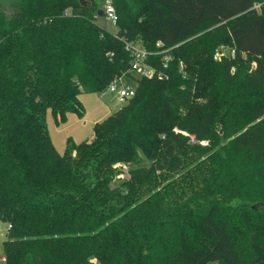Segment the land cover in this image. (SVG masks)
I'll return each mask as SVG.
<instances>
[{
  "label": "trees",
  "instance_id": "16d2710c",
  "mask_svg": "<svg viewBox=\"0 0 264 264\" xmlns=\"http://www.w3.org/2000/svg\"><path fill=\"white\" fill-rule=\"evenodd\" d=\"M87 1L0 0L5 264H264V0H109L116 32ZM117 78L135 96L59 153L49 110Z\"/></svg>",
  "mask_w": 264,
  "mask_h": 264
},
{
  "label": "rangeland",
  "instance_id": "374dc122",
  "mask_svg": "<svg viewBox=\"0 0 264 264\" xmlns=\"http://www.w3.org/2000/svg\"><path fill=\"white\" fill-rule=\"evenodd\" d=\"M102 4H107L109 0H99ZM99 23L106 26L110 31L116 32L117 26L105 17L99 18ZM228 52V51H227ZM221 53H217L220 57ZM80 99L85 107V115L79 117L75 114H70L67 121L58 125L54 115L49 110L47 115V123L53 143L59 153H64L68 141L81 143L88 141L94 134V127L98 122L103 121L124 104L119 103L111 96L102 97L98 93L85 92L81 94ZM8 225L0 221V264H5L4 241L7 238Z\"/></svg>",
  "mask_w": 264,
  "mask_h": 264
},
{
  "label": "built area",
  "instance_id": "2783aa9c",
  "mask_svg": "<svg viewBox=\"0 0 264 264\" xmlns=\"http://www.w3.org/2000/svg\"><path fill=\"white\" fill-rule=\"evenodd\" d=\"M262 5L263 3H256L254 5V9L261 10ZM103 10L104 17L116 24L118 17L114 6L108 3ZM127 48L132 54V71L139 77L152 78L155 75V69L150 67L146 62L149 53L140 46L128 44ZM232 54L234 55V51ZM166 59L169 60L168 57ZM136 89L137 86L135 83L127 81L125 78H117L110 84L108 89L105 92H102L100 95L102 97L111 96L119 103L126 104L135 96ZM3 261L5 262L4 257Z\"/></svg>",
  "mask_w": 264,
  "mask_h": 264
},
{
  "label": "water",
  "instance_id": "95a60500",
  "mask_svg": "<svg viewBox=\"0 0 264 264\" xmlns=\"http://www.w3.org/2000/svg\"><path fill=\"white\" fill-rule=\"evenodd\" d=\"M81 4L83 6H86L88 4V1L87 0H80ZM99 16L100 17H104V10L101 8L100 11H99Z\"/></svg>",
  "mask_w": 264,
  "mask_h": 264
}]
</instances>
